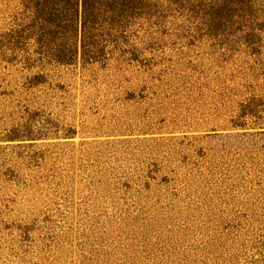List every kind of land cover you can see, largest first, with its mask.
<instances>
[{
  "label": "rangeland",
  "instance_id": "obj_1",
  "mask_svg": "<svg viewBox=\"0 0 264 264\" xmlns=\"http://www.w3.org/2000/svg\"><path fill=\"white\" fill-rule=\"evenodd\" d=\"M237 1L133 0L84 52L0 0V264H264V0Z\"/></svg>",
  "mask_w": 264,
  "mask_h": 264
},
{
  "label": "trees",
  "instance_id": "obj_2",
  "mask_svg": "<svg viewBox=\"0 0 264 264\" xmlns=\"http://www.w3.org/2000/svg\"><path fill=\"white\" fill-rule=\"evenodd\" d=\"M133 0H20L25 7L27 16L24 17L28 22L34 23L37 20L38 29L28 35L37 41L38 44L48 40L49 43L60 41L68 43L70 38H58L65 30L70 29L72 35L74 31L81 33V46L84 52L87 48L94 46L95 39L101 42H113L118 38L120 31L127 24L128 10L133 6ZM256 0H253L255 3ZM249 4V5H250ZM244 1H237L236 16L253 15V10ZM231 7V6H229ZM245 10V11H242ZM235 16V17H236ZM264 18V14H262ZM235 19V18H234ZM41 22V24L39 23ZM35 23V25H36ZM40 24V25H39ZM31 29L37 28V25ZM75 32V35L77 34ZM46 37L44 41L39 37ZM36 37V38H35ZM76 37V36H75ZM62 38V37H61ZM60 39V40H58ZM41 41V42H40Z\"/></svg>",
  "mask_w": 264,
  "mask_h": 264
}]
</instances>
